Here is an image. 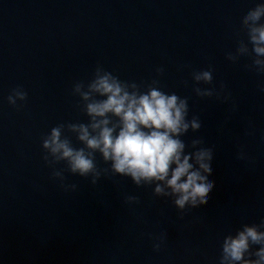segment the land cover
<instances>
[{
    "label": "water",
    "instance_id": "obj_1",
    "mask_svg": "<svg viewBox=\"0 0 264 264\" xmlns=\"http://www.w3.org/2000/svg\"><path fill=\"white\" fill-rule=\"evenodd\" d=\"M261 6L0 0V235L24 264H242L223 245L245 226L264 232V54L251 40L264 12L249 16ZM105 75L185 102L177 138L190 157L211 151L207 200L178 207L163 181L137 183L79 139L99 119L119 131V117L87 110L106 99L91 87ZM53 129L88 172L44 146ZM262 246L249 241L243 260Z\"/></svg>",
    "mask_w": 264,
    "mask_h": 264
},
{
    "label": "clouds",
    "instance_id": "obj_2",
    "mask_svg": "<svg viewBox=\"0 0 264 264\" xmlns=\"http://www.w3.org/2000/svg\"><path fill=\"white\" fill-rule=\"evenodd\" d=\"M264 6L251 11L252 20L259 18ZM251 40L255 44V52L264 54V26L251 30ZM204 78L208 79L207 73ZM94 91L106 96L99 103L88 105V112L95 117H105L112 113L119 117V131L115 126L109 127L107 119L95 120L91 125L98 133L90 136L88 129L80 126L79 139L89 148L98 149L103 157L113 161L116 172L130 175L137 183L140 179L163 181L176 195L174 203L183 207L186 202L193 204L208 199L213 181L207 172L211 170V151L201 149L190 155L183 154L184 144L177 137L188 128L184 120L186 104L175 95H166L158 90H150L147 94L128 93L114 79L105 75L91 86ZM192 127H198L192 122ZM59 130L53 129L44 146L52 153L59 152L68 158L73 171L81 174L88 172L92 161L85 157L82 150H73L64 141L59 140ZM190 158L197 164L194 167ZM156 192L163 189L157 185ZM249 241L264 242V232L253 226H245L235 237L224 241L223 252L229 261H242V264H261L264 261V246L257 255L259 260L244 261L243 255L248 249Z\"/></svg>",
    "mask_w": 264,
    "mask_h": 264
}]
</instances>
